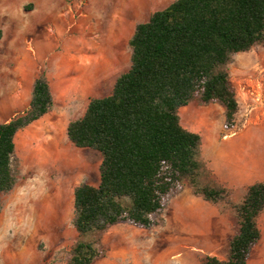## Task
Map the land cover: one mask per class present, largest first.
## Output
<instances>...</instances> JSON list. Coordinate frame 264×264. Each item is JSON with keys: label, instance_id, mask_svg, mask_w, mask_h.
<instances>
[{"label": "trees", "instance_id": "1", "mask_svg": "<svg viewBox=\"0 0 264 264\" xmlns=\"http://www.w3.org/2000/svg\"><path fill=\"white\" fill-rule=\"evenodd\" d=\"M128 46L130 66L110 93L91 98L83 115L66 127L68 140L98 151L101 162L96 186L82 182L74 188L77 238L64 252L65 264H93L103 257L102 237L116 224H162L168 200L185 183L204 201L227 200L230 190L207 167L201 136L182 126L179 110L193 101L217 103L224 128L236 126L239 104L228 67L236 54L264 46V0H174L136 25ZM52 108L41 70L28 107L0 123V194L18 181L17 133ZM232 208L237 232L227 259L205 256L200 264H247L261 237L264 182L249 185Z\"/></svg>", "mask_w": 264, "mask_h": 264}, {"label": "rangeland", "instance_id": "2", "mask_svg": "<svg viewBox=\"0 0 264 264\" xmlns=\"http://www.w3.org/2000/svg\"><path fill=\"white\" fill-rule=\"evenodd\" d=\"M172 1L163 0L155 7L161 8ZM128 5H131L129 0H0V80L13 76L24 53L38 51L43 55L70 50L75 56L73 61L95 64L92 76L98 75L102 68L108 70L105 89L99 95L109 94L116 77L130 66L128 39L134 25L156 9L148 7L150 0H134L132 26L127 31L124 25L131 15ZM34 6L30 19H24L22 8L31 10ZM143 6L147 9L143 10ZM228 69L239 104L233 129L224 128V110L217 103L193 101L189 105L196 106L202 113L189 111L187 105L180 108L179 116L181 114L183 121L202 119L198 123L205 127L210 125L214 131L264 136V46L236 54ZM6 93L0 91V97ZM56 133L48 131L32 139L25 128L17 135L18 181L11 192L0 197L3 206L0 210V264H65L64 252L76 241L77 232L72 225L73 190L82 182L98 184L101 157L95 150L75 147L67 138L66 127ZM55 136L57 144L54 141L42 144ZM70 155L81 162L88 159L90 174L82 173L68 182L58 167L70 165ZM55 184L58 192L53 193ZM186 190L190 187L185 183L179 193L184 194ZM235 197L236 194L233 200L237 201ZM228 199L221 205H231ZM162 218L163 223L151 229L127 223L110 227L106 231L109 241H102L106 254L93 264H200L195 262L192 251L176 248L180 241L178 220L171 225L166 224L163 213ZM263 221L261 215L260 226ZM114 234L117 235L116 249L112 247ZM259 251L260 242L253 247L249 259L261 253ZM115 255H119L117 262H105ZM259 260L260 257L254 258L248 264H260Z\"/></svg>", "mask_w": 264, "mask_h": 264}, {"label": "crops", "instance_id": "3", "mask_svg": "<svg viewBox=\"0 0 264 264\" xmlns=\"http://www.w3.org/2000/svg\"><path fill=\"white\" fill-rule=\"evenodd\" d=\"M129 1H131V5H128L127 10L131 15L130 19H128V24L124 25L127 31L132 26L130 20L134 17V0ZM150 1L151 5L148 7H155L163 2V0L160 2L158 0ZM167 5L161 8L155 7L156 9L152 12L160 10ZM145 9L147 7L143 6V10ZM34 10L35 6L31 10L23 7L24 19L31 17ZM150 14L142 22H145ZM71 20L70 16V22ZM137 24L134 25V30ZM132 34L133 32L131 31L129 39ZM113 56L118 58L117 54H113ZM73 58L75 56L70 50L43 55H39L38 51L34 54L24 53L23 58H21L23 60L19 62V66L13 76L0 80V91H7L6 96L0 97V123L8 121L16 113L28 107L32 97L34 82L40 69L45 72L50 86L53 109L25 127L28 128L29 136L32 139L48 131L50 133L63 132L70 121L83 115L91 98L107 95H99V93L105 89L108 70L106 71L105 68H102L101 71L99 70L98 75L92 76L91 70H93L95 64L92 66L85 64L83 60L73 61ZM187 107H189V111L197 110V107L193 105ZM197 111L202 113V111ZM201 116L203 115L199 117ZM197 120L194 121L189 118L187 121H183L180 114L182 126L200 134L202 139V159L212 171L216 181L230 190L228 200L231 205H217L204 201L201 197L194 195L190 189L186 190L184 194H180V192L173 196L168 201L163 215L166 224L171 223L173 225L175 220H178L180 241L177 244L178 246L176 245L177 249L185 248L192 251L191 255L195 262H201L205 256H215L220 260H225L228 255L229 243L237 232V223L232 206L241 202L249 185L256 182H264V136L259 133L214 131L210 125L205 127L199 124L198 122L202 119L198 118ZM17 135L15 137L16 153L17 150H20ZM96 152L99 153L98 151ZM71 153L72 148L70 150ZM90 163L88 159L85 162H81L74 155H70V165H61L58 168L65 175V179L70 182L82 173L90 174ZM54 192H58L56 184ZM2 194H0V197ZM234 194H236L235 200L237 201L233 200ZM0 203L3 210L1 198ZM261 215L264 216V211ZM177 216L178 218L176 219ZM259 219L258 226L262 237H260L258 243L260 242L261 244V251H259L261 253L257 254L256 257L248 258L247 264L257 257H260L257 262L264 264V221L263 225L260 226ZM107 233L104 234L102 239L104 243L109 241L106 236ZM114 235V245L112 247L116 249L118 247L115 240L117 235ZM251 253H253V248ZM118 256L115 255L114 259L105 262H117Z\"/></svg>", "mask_w": 264, "mask_h": 264}, {"label": "bare ground", "instance_id": "4", "mask_svg": "<svg viewBox=\"0 0 264 264\" xmlns=\"http://www.w3.org/2000/svg\"><path fill=\"white\" fill-rule=\"evenodd\" d=\"M53 127H54V126H53ZM56 134H57V133H56ZM39 137H40V136H39ZM41 137H42V136H41ZM46 138H48V137H46ZM46 138H45V139H46ZM43 139H44V138H43ZM41 140H42V139H41ZM41 140H40V141H41ZM52 141H54V143L57 144V136H55L53 139H51V141H50V140H44L43 142H42V141H41V142H42V144H48V143L50 144V142H52ZM29 145H30V144H29ZM45 146H46V145H45ZM47 146H48V145H47ZM47 146H46V147H47ZM29 147H30V146H29ZM51 148H53V147H51ZM32 149H33V148H32ZM39 149H40V148H39ZM44 152H45V151H44ZM31 153H32V151H31ZM29 156H30V155H29ZM47 162H48V161H47Z\"/></svg>", "mask_w": 264, "mask_h": 264}]
</instances>
